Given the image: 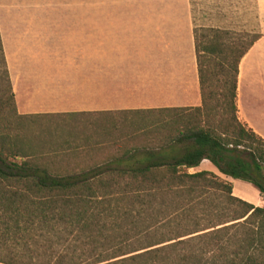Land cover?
Returning <instances> with one entry per match:
<instances>
[{
  "label": "trees",
  "instance_id": "1",
  "mask_svg": "<svg viewBox=\"0 0 264 264\" xmlns=\"http://www.w3.org/2000/svg\"><path fill=\"white\" fill-rule=\"evenodd\" d=\"M248 36L194 30L197 108L20 115L3 55L0 263L264 264V206L210 171L189 172L207 160L264 199V139L239 120L236 102L240 63L262 38ZM119 114L160 119L101 164L73 163L71 147L51 150L25 134L28 119Z\"/></svg>",
  "mask_w": 264,
  "mask_h": 264
},
{
  "label": "rangeland",
  "instance_id": "2",
  "mask_svg": "<svg viewBox=\"0 0 264 264\" xmlns=\"http://www.w3.org/2000/svg\"><path fill=\"white\" fill-rule=\"evenodd\" d=\"M260 12L258 0H0V40L5 30H15L17 37L25 39L24 54L32 52L38 60L87 65L86 69L63 70L74 71L68 82L79 91L69 97L78 109H83L85 93L81 89L90 85L85 76L91 68L103 66V75L121 67L118 71L127 85L133 73L143 70L142 63H188L196 28L227 30L232 36L249 34L245 42L250 41L254 34L261 32ZM41 23L46 24L55 43L35 45L29 50L28 38L38 35L31 30L41 29ZM46 35L50 34L46 32ZM2 50L0 82L5 71L3 55L8 70L3 45ZM99 78L94 75L93 80ZM159 119L153 114H119L106 118L52 116L28 119L24 126L26 137L33 144L59 152L71 147L73 153L69 158L73 163L91 166L114 156L117 149L113 145L138 136L142 130H153ZM76 147L81 149L75 151ZM214 174L229 182L218 170ZM234 187V196L254 206L260 198L258 206H264V200L252 184L238 180Z\"/></svg>",
  "mask_w": 264,
  "mask_h": 264
},
{
  "label": "crops",
  "instance_id": "3",
  "mask_svg": "<svg viewBox=\"0 0 264 264\" xmlns=\"http://www.w3.org/2000/svg\"><path fill=\"white\" fill-rule=\"evenodd\" d=\"M258 4L261 7L260 34L262 38L255 43L240 63L236 102L239 120L264 139V0L261 2L258 0ZM35 20L45 21L47 19L36 18ZM40 27L41 29L31 30V33H38V35H34L35 38H28L29 50H32V46L35 45L50 44L53 46L55 43L51 32L46 30V24L41 23ZM22 32L24 29L21 30ZM46 32L51 36L46 35ZM10 33L14 35L9 36ZM15 33V30H5L1 42L3 41L8 72L20 115L116 113L197 108L202 105L194 30L191 60L188 63L184 61L161 64L142 63L144 71L133 73L127 85H124L118 71L121 67L115 66V69L119 68L117 71L103 72L105 73L103 75V66L91 68L88 76H85L90 85L87 86V84L84 89H81L85 93L83 109H78L77 103L69 97L72 92L79 91V88L77 90L76 86L68 82L72 80L74 71L63 70L86 69L88 66L80 67V64L71 61L38 60V56L32 52L24 54L22 47L25 39L17 37ZM126 65L130 64L126 63ZM162 69L166 71H160ZM94 75L101 76V80L100 78L93 80ZM204 163H206L205 166H203ZM201 166L205 169L202 170ZM200 167L191 169L189 172L210 171L215 173L216 168L207 160L203 161ZM226 178L233 185L235 193L234 184L238 180ZM259 203L260 198L255 204L256 207H262L258 206Z\"/></svg>",
  "mask_w": 264,
  "mask_h": 264
}]
</instances>
